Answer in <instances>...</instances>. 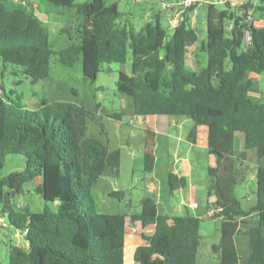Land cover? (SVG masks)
Returning a JSON list of instances; mask_svg holds the SVG:
<instances>
[{
  "label": "trees",
  "instance_id": "obj_1",
  "mask_svg": "<svg viewBox=\"0 0 264 264\" xmlns=\"http://www.w3.org/2000/svg\"><path fill=\"white\" fill-rule=\"evenodd\" d=\"M21 1L0 0L2 63L20 68L35 83L48 78L52 55L65 67L81 59L86 77L94 83L102 64H123L130 56L131 75L119 72L116 90L131 99L136 116L189 117L210 131L214 148L209 153L215 163L207 168L206 196L209 208H221L215 215L221 237L213 246L218 264H264V102L249 95L253 76L264 72V28L247 21L248 11L253 18H264V0L257 6L235 7L226 2L220 10L206 7L207 37L201 51L207 61L197 70L188 62L197 41L192 25L195 7L168 34L158 14L136 31L120 23L121 14L108 11L105 0H42L51 9H74L78 17L76 38L54 51L45 20ZM90 116L91 111L75 102L43 101L29 109L20 97L15 100L0 92V170L9 155L22 156L25 164L22 172L0 178V215L6 216L13 230L26 231L23 237L28 243L27 247L9 245L8 264H125L126 217L144 229L135 261L197 264L199 217L184 212L169 223L161 212H97L92 189L101 177H119L122 155L119 149L111 150L86 135ZM114 117L119 120V115ZM237 132L243 134L241 150L234 148ZM193 138L190 131L189 142L194 143ZM249 150L254 151L258 165L255 203L246 210L233 185L238 161H246ZM38 177L41 182L33 190L55 205V211H31L15 202ZM186 184L184 177L168 173L160 184V197ZM211 197L214 203L209 202ZM252 216L255 220L245 231L247 256L242 260L234 240L242 234L243 218ZM143 253L158 255L160 260L146 263Z\"/></svg>",
  "mask_w": 264,
  "mask_h": 264
},
{
  "label": "rangeland",
  "instance_id": "obj_2",
  "mask_svg": "<svg viewBox=\"0 0 264 264\" xmlns=\"http://www.w3.org/2000/svg\"><path fill=\"white\" fill-rule=\"evenodd\" d=\"M90 0H74V3H83ZM28 9L35 12L37 16L45 20V25L49 35L52 49L58 51L66 47L70 40L76 38V26L78 17L74 9H51L42 0H22ZM261 0H230L229 4L240 7L244 4L257 6ZM108 11L121 14L119 22L133 27L139 31L141 27L152 20L154 14L160 16L161 25L168 28L165 12L159 0H105ZM208 5H198L192 14V25L197 32V41L193 47L196 52H190L188 59L194 69H202L206 65V53L201 51V46L206 42V12ZM217 10L223 9L224 4H213ZM168 34L171 30L168 28ZM247 36L245 44H247ZM246 50V46H244ZM119 72L131 75V59L123 63L102 64L97 79L94 83L86 77L81 59H78L73 67H65L58 62L57 55L50 58V72L45 80L32 83L30 78L21 73V69L11 64H3L0 60V92L21 102L29 109H36L42 105L43 101L48 103L57 101L75 102L91 111L90 119L87 123V136L96 137L102 141L109 149H119L122 155L120 175L117 178L101 177L92 189V196L96 202L97 212L103 214L115 213H143L154 212L156 204L150 200L146 205L143 199L148 192L145 189L144 177L154 171L156 166L154 161L160 157L157 167L169 161V169L173 167L174 151L182 158H187L192 164L191 184L197 188V199L201 202L202 209L193 213L200 218L199 233L201 245L198 251L197 264H218V256L213 251V246L220 241V220L207 216V171L204 166L211 158L205 148L191 146L187 141L192 129L193 122L189 117L183 116H136L133 110L125 103L129 97L120 95L116 90ZM250 98L254 101L264 102V72L253 76V86L249 91ZM115 114L120 120L115 119ZM156 118V119H155ZM157 120V121H156ZM183 121L181 127L171 128L170 122ZM156 122L159 125L156 127ZM169 130L175 134L183 135L185 140L177 141L170 138V143L165 146L160 145L155 150L154 131ZM187 138V139H186ZM243 146V134H235L234 148L241 150ZM264 164V159L261 160ZM257 156L253 150L248 151L247 159L244 162L238 161V174L233 188L235 196L242 208L248 209L255 203L256 169ZM24 158L20 155H9L5 158V163L0 170V178L12 172H22L24 170ZM40 179L37 180V182ZM33 185L29 184L23 188V193L16 198V203L22 207L27 206L31 211H41L45 208L55 211V205L46 202L37 195ZM120 192V197H111L108 193ZM152 197V196H151ZM149 198V197H148ZM159 208H169L172 206L180 208V215H183L185 207L181 205L183 196L171 195L167 191L160 197H156ZM3 226H0V264H8L9 245L23 246L24 240L19 234L15 237L14 230L9 226L6 216L0 215ZM252 217H245L242 221V230H246ZM252 219V220H251ZM251 224V223H250ZM150 228L147 229V232ZM21 237V238H20ZM135 230L127 228L125 264L130 260L135 262L134 253L139 246L137 243ZM142 242V239H141ZM141 244V243H140ZM234 244L241 259L247 256V238L239 234ZM142 259L150 263L160 260V256L148 257L145 253Z\"/></svg>",
  "mask_w": 264,
  "mask_h": 264
},
{
  "label": "crops",
  "instance_id": "obj_3",
  "mask_svg": "<svg viewBox=\"0 0 264 264\" xmlns=\"http://www.w3.org/2000/svg\"><path fill=\"white\" fill-rule=\"evenodd\" d=\"M192 51H193V53L196 52V47H193L191 49V52ZM125 103L128 105V108L132 109V102H131L130 98L127 99L125 101ZM148 117H152V116H148ZM155 117H158V116H155ZM147 118L146 117L143 118L144 122L146 121ZM119 120H120V117H119ZM182 124H183V121L178 120L175 122H170L169 126L171 128H178V127H181ZM158 125H159V122H156L155 126L157 127ZM191 131H194V138H193L194 143L189 142V140L186 138L191 146L199 147V148H205L208 150V152H209V149L214 148V143L211 140L210 133H209L210 131L207 127L196 126L193 122V126H192ZM170 138H173V140H177V141L185 140V137L183 135L175 134L169 130H164V131L160 132L157 128L154 131L155 150L159 149L161 144L167 146L170 143V140H169ZM111 150H114V149H111ZM210 156H211V158L209 159L207 164L204 166L206 171H207L208 166L213 165L215 163V157L212 154H210ZM171 157L173 158V162H172L173 167H171L170 169L168 166V164H169L168 160H167L166 164H162V165L157 167V163H158L160 157L155 159V161H154V164L156 166L155 170L151 171V173H148L147 177H144L145 189L148 192V194H150V195H146L145 198L143 199V200H145L149 197L150 200L151 199L154 200L155 204L157 206L155 211H154V214L161 212V213L167 215L169 217V223L172 222L171 221L172 217L181 216L179 214L180 208L172 206L169 208L163 207L161 209L158 207L159 204H157V201H156V199H157L156 197H158L159 193H160V184L165 181L168 173H173V174L177 175L178 177H184L186 179L187 184H186L185 188L176 190L173 193H171V195H180V196L182 195L183 196V201L181 202V205H183L185 207L183 214H184V212H188L190 215L196 217L195 215H193V213L202 209L201 202L197 199V194H198L197 188H195L191 184V176H192V167L191 166H192V164L189 163L187 158H182L178 154V151H174L173 154L171 155ZM38 179H40V180L37 182ZM40 182H41V178L38 177L35 180V183L39 184ZM112 192H116V191H112ZM112 192H110L108 194L111 195ZM209 202L214 203L215 197H211L209 199ZM195 203L199 204V207L197 209L192 208V204H195ZM208 208L209 207L206 206V208H205L206 213H207ZM124 214H128V213H124ZM241 226H242V224H241ZM241 226H240V231L242 232V235L245 239V237H246L245 231L246 230H242ZM131 227H132V229L135 230V234H136V237L138 240L137 243L140 246L142 244L141 236H142V233L144 232V229L142 228V225L140 222H131L129 217H126V219H125V231L127 232V228L131 229ZM126 232H125V247H126ZM148 232H152V229H150ZM15 237H19V236H17L15 234ZM21 237L20 238L24 240V237L22 235H21ZM124 253H125V248H124ZM153 256H158V255H153ZM124 258H126V255H124ZM143 261L146 263H150V262L145 261V260H143ZM135 262L140 264V262H138V261H135ZM126 264H133V263H132V261L129 260Z\"/></svg>",
  "mask_w": 264,
  "mask_h": 264
},
{
  "label": "built area",
  "instance_id": "obj_4",
  "mask_svg": "<svg viewBox=\"0 0 264 264\" xmlns=\"http://www.w3.org/2000/svg\"><path fill=\"white\" fill-rule=\"evenodd\" d=\"M163 11L165 12L168 28L173 30L178 27L181 21L184 19L185 13L192 7H197L198 5H213L216 3L224 4L229 2L230 0H159ZM247 21L250 22L255 28H264V18H253L251 17L250 11L247 12ZM227 30L231 29L229 25ZM248 34L246 33V36ZM199 207L198 203L192 204L193 209H197ZM221 211V208L210 207L207 210V216L211 218H216L215 215ZM0 226H3V220L0 218ZM16 235L22 234L25 235L26 231H13ZM24 247L28 246V243L24 241Z\"/></svg>",
  "mask_w": 264,
  "mask_h": 264
}]
</instances>
